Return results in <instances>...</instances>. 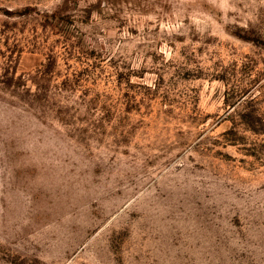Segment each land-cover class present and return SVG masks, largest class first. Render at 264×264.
Wrapping results in <instances>:
<instances>
[{
	"label": "rangeland",
	"instance_id": "rangeland-1",
	"mask_svg": "<svg viewBox=\"0 0 264 264\" xmlns=\"http://www.w3.org/2000/svg\"><path fill=\"white\" fill-rule=\"evenodd\" d=\"M0 264H264V0H0Z\"/></svg>",
	"mask_w": 264,
	"mask_h": 264
}]
</instances>
